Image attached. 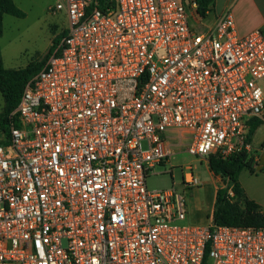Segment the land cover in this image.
Wrapping results in <instances>:
<instances>
[{
	"label": "built area",
	"instance_id": "built-area-1",
	"mask_svg": "<svg viewBox=\"0 0 264 264\" xmlns=\"http://www.w3.org/2000/svg\"><path fill=\"white\" fill-rule=\"evenodd\" d=\"M101 1L56 0L65 35L0 137V264H264V227L178 225L184 198L146 183L174 145L249 155L264 32L231 11L196 31L194 0Z\"/></svg>",
	"mask_w": 264,
	"mask_h": 264
},
{
	"label": "rangeland",
	"instance_id": "rangeland-1",
	"mask_svg": "<svg viewBox=\"0 0 264 264\" xmlns=\"http://www.w3.org/2000/svg\"><path fill=\"white\" fill-rule=\"evenodd\" d=\"M19 8L25 17L19 18L11 15L4 17V34L0 38V59L8 70H23L28 67L39 69L47 63L55 40L63 37L67 26L64 13H53L50 9L55 6L56 0H18ZM190 0H186L188 3ZM191 25L196 31H203L206 26L197 9L189 8ZM5 106L4 97L0 91V114ZM2 133V132H1ZM5 133H2V136ZM173 144V142L170 140ZM249 158L253 160L256 171L264 154V124L253 137ZM260 143H262L260 145ZM179 152L170 161L156 166L154 174L146 178L147 187L151 191H164L174 189L186 202L187 220L176 222L178 225L206 226L211 221L212 209L215 202V186L225 188L227 180L221 176L211 175L209 169L210 159L202 161L186 152V147H177ZM183 152H180V151ZM192 167V170L189 168ZM194 173L201 180V186L190 188L185 186L184 177ZM211 172V173H210ZM247 177V172L240 176Z\"/></svg>",
	"mask_w": 264,
	"mask_h": 264
},
{
	"label": "trees",
	"instance_id": "trees-1",
	"mask_svg": "<svg viewBox=\"0 0 264 264\" xmlns=\"http://www.w3.org/2000/svg\"><path fill=\"white\" fill-rule=\"evenodd\" d=\"M194 1L198 4V15L205 18L216 0ZM101 6L104 10L107 8L106 0L101 1ZM6 15L25 17V13L14 0H0V38L4 34V17ZM59 43L60 40L54 41L50 54H53ZM45 65L46 63L39 69L28 67L23 70H8L0 59V91L5 101L4 110L0 114V137L2 133L8 136L12 125L19 126L18 116L14 114V111L19 106L26 84ZM263 124L258 118L249 120L248 143L253 142L255 133ZM209 169L214 175L227 180V186L219 188L217 191L212 214L213 223L219 226L264 227V212L261 206L249 199L240 183L239 177L244 169L255 172L253 160L249 158L247 151L235 154L226 160L213 156L210 158ZM262 172H264V168Z\"/></svg>",
	"mask_w": 264,
	"mask_h": 264
},
{
	"label": "crops",
	"instance_id": "crops-1",
	"mask_svg": "<svg viewBox=\"0 0 264 264\" xmlns=\"http://www.w3.org/2000/svg\"><path fill=\"white\" fill-rule=\"evenodd\" d=\"M14 1L19 6V1ZM227 11H231L233 13L236 28L240 36L248 35L249 33L259 29L264 32V0H216L210 7L207 16L202 18V22L206 28L214 26L217 20ZM261 144L262 143H260V145ZM261 164H264V154L261 157V163L257 165V169H261L263 167ZM243 172H247V177L242 176L240 179L243 189L249 199L260 205L262 211L264 212V172H251L248 169H244L241 174ZM211 175L213 177V173H211ZM213 184L215 186L216 196L218 187L216 186L214 178ZM213 211L214 206L212 214Z\"/></svg>",
	"mask_w": 264,
	"mask_h": 264
}]
</instances>
